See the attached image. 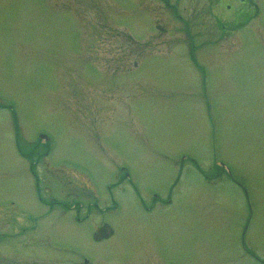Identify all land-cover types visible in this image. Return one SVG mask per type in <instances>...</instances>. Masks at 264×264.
Here are the masks:
<instances>
[{
  "label": "rangeland",
  "instance_id": "374dc122",
  "mask_svg": "<svg viewBox=\"0 0 264 264\" xmlns=\"http://www.w3.org/2000/svg\"><path fill=\"white\" fill-rule=\"evenodd\" d=\"M136 1L0 0V264H264V29L199 57L202 18L161 33ZM38 133L43 196L70 206L35 222L15 138Z\"/></svg>",
  "mask_w": 264,
  "mask_h": 264
},
{
  "label": "flooded vegetation",
  "instance_id": "af4514ba",
  "mask_svg": "<svg viewBox=\"0 0 264 264\" xmlns=\"http://www.w3.org/2000/svg\"><path fill=\"white\" fill-rule=\"evenodd\" d=\"M133 1H130V6L133 4ZM136 3L145 10L146 13L152 14V20H147L144 15L141 17V25L143 26H153L158 32H166L168 29L169 16H165V13L170 15V19L178 20L180 25L190 32V26H194L192 21L195 20V23L198 22L199 18L203 19L204 26L208 29L205 32V36L203 37L201 45L203 47L202 54L198 56H204V52L209 50L210 48L215 47L217 43L223 45V42L228 40L229 45L233 46V49H237L242 42L250 43L252 41V37H254V32L263 33L264 25H262V18L264 17V6L261 0H138ZM129 6V7H130ZM127 7V8H129ZM147 21V22H146ZM148 23V24H147ZM190 25V26H189ZM264 42V37L261 38ZM196 44L192 43V47L194 48ZM219 47V46H218ZM193 48L187 54L189 59L193 58L196 54L193 53ZM209 48V49H207ZM220 49V48H219ZM195 58V57H194ZM200 68L201 65L199 66ZM32 139V138H31ZM28 138H24V142L22 144L19 139L15 138L16 143V151L17 155L20 156L25 162H27L26 168L28 167V174L31 179V184L34 183L36 199L43 203V207L46 208L44 213L39 214V216H34L33 221L38 222L41 220H46L45 216H48V209L51 208V205H62V206H70L69 204L64 205L58 201V196L51 195L50 201L43 196V192L40 189L41 177L37 173V168H39L35 159H38L39 156H49V153H52L54 148V140L47 138L46 136H42L39 134L35 137V140H31ZM30 143H34L31 144ZM30 144V145H29ZM31 147V148H30ZM24 148H26L24 150ZM30 158V162L28 161ZM62 169V168H61ZM81 173V172H80ZM130 171H125L123 178L128 179L130 184L132 181L129 178ZM44 175L46 172L44 171ZM79 177H85L87 181V185L83 186L84 189L80 188L79 191H74L73 198L78 197L79 195L84 197L93 196L94 188L93 185L89 183L87 177L84 173L77 175ZM78 177V178H79ZM80 179V178H79ZM81 181V179H80ZM89 184V185H88ZM107 188H110V185L107 184ZM150 197L154 203L158 200L163 202L164 205L171 204L170 196L168 198H163L159 196L156 192H151ZM94 197V196H93ZM91 203V202H90ZM88 203V204H90ZM81 205V204H79ZM155 205V204H154ZM71 206H77V204H71ZM77 208V207H76ZM79 210V208H78ZM46 214V215H45ZM78 212L75 214L76 221L81 220L77 216ZM48 264L47 261L44 262ZM84 264H94L90 262L86 258L83 261Z\"/></svg>",
  "mask_w": 264,
  "mask_h": 264
},
{
  "label": "water",
  "instance_id": "95a60500",
  "mask_svg": "<svg viewBox=\"0 0 264 264\" xmlns=\"http://www.w3.org/2000/svg\"><path fill=\"white\" fill-rule=\"evenodd\" d=\"M113 233V229L111 226L107 223L103 224L102 226L98 227L93 234V237L95 240H100L102 238H107L110 236V234Z\"/></svg>",
  "mask_w": 264,
  "mask_h": 264
}]
</instances>
